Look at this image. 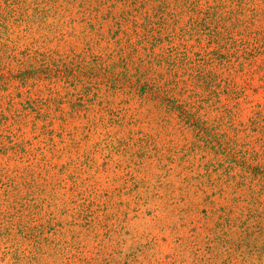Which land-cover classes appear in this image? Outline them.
<instances>
[{"label": "rangeland", "instance_id": "obj_1", "mask_svg": "<svg viewBox=\"0 0 264 264\" xmlns=\"http://www.w3.org/2000/svg\"><path fill=\"white\" fill-rule=\"evenodd\" d=\"M0 72V264H264V0H0Z\"/></svg>", "mask_w": 264, "mask_h": 264}, {"label": "trees", "instance_id": "obj_2", "mask_svg": "<svg viewBox=\"0 0 264 264\" xmlns=\"http://www.w3.org/2000/svg\"><path fill=\"white\" fill-rule=\"evenodd\" d=\"M68 70L65 69L64 73L62 74V77L66 79V82L72 80V76H70L69 74H66L67 76L64 75ZM47 71L50 72V69L48 66L41 67V68L37 67L34 69H23L19 72L20 82L28 86L30 80H34V81L41 80L40 78L41 75L47 73ZM3 81L8 82L9 78H7L3 72H0V83ZM26 98L28 99L25 101V104H24V110H25L24 115H30L33 112V113H36V116H40V112L42 111H40L41 107H38L37 98L36 97L33 98L29 95ZM233 156L236 157L235 155ZM236 160L240 161L242 165H245V167L247 168L246 171H249V175H252L253 179H258V181L262 180V182H264V168L260 167L259 165H255V166L252 165V163L247 160V157H241L240 159H236Z\"/></svg>", "mask_w": 264, "mask_h": 264}]
</instances>
